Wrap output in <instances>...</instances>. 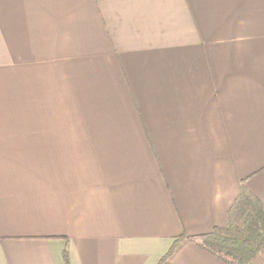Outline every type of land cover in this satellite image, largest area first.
<instances>
[{
  "label": "crops",
  "instance_id": "0c3cea01",
  "mask_svg": "<svg viewBox=\"0 0 264 264\" xmlns=\"http://www.w3.org/2000/svg\"><path fill=\"white\" fill-rule=\"evenodd\" d=\"M242 183L264 0H0V264H231L188 238Z\"/></svg>",
  "mask_w": 264,
  "mask_h": 264
},
{
  "label": "trees",
  "instance_id": "16d2710c",
  "mask_svg": "<svg viewBox=\"0 0 264 264\" xmlns=\"http://www.w3.org/2000/svg\"><path fill=\"white\" fill-rule=\"evenodd\" d=\"M184 239L174 241L161 263L173 255ZM188 239L231 264H253L254 258L264 251V203L242 183L240 194L229 209L227 225Z\"/></svg>",
  "mask_w": 264,
  "mask_h": 264
}]
</instances>
